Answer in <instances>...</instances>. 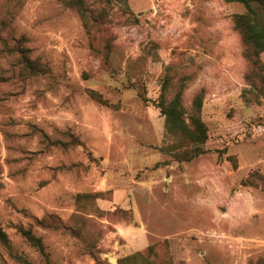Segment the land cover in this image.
I'll use <instances>...</instances> for the list:
<instances>
[{"label":"rangeland","instance_id":"rangeland-1","mask_svg":"<svg viewBox=\"0 0 264 264\" xmlns=\"http://www.w3.org/2000/svg\"><path fill=\"white\" fill-rule=\"evenodd\" d=\"M244 11L0 0V264L264 258V95L244 78ZM164 80L186 121L201 95L207 152L185 158L193 145L166 133Z\"/></svg>","mask_w":264,"mask_h":264},{"label":"trees","instance_id":"trees-1","mask_svg":"<svg viewBox=\"0 0 264 264\" xmlns=\"http://www.w3.org/2000/svg\"><path fill=\"white\" fill-rule=\"evenodd\" d=\"M231 1L239 2L245 7L243 13L232 15L233 27L239 34L243 46V56L249 63V69L245 73L244 78L251 88L257 89L264 95V63L261 60V54L264 53V0ZM167 91L168 85L164 80L161 84L159 108L164 115L166 133L179 134L193 145L185 158H192L207 152V149L203 147L207 141L208 133L206 125L200 117L201 95H197L193 99L191 114L189 115V120L186 121L179 99L180 93H176L169 101H165L164 96ZM19 231L27 241L40 251H43L41 240L34 236L29 229L19 227ZM0 241L5 245L9 243L1 229ZM148 251L151 252V248H148ZM137 255L141 254H135L132 258ZM247 264H264V258L250 259Z\"/></svg>","mask_w":264,"mask_h":264},{"label":"water","instance_id":"water-1","mask_svg":"<svg viewBox=\"0 0 264 264\" xmlns=\"http://www.w3.org/2000/svg\"><path fill=\"white\" fill-rule=\"evenodd\" d=\"M110 261H111L112 263H114V262H115V260H114V259H110Z\"/></svg>","mask_w":264,"mask_h":264}]
</instances>
